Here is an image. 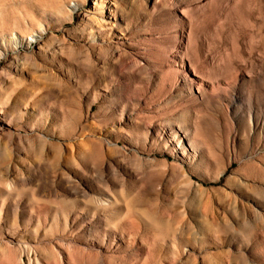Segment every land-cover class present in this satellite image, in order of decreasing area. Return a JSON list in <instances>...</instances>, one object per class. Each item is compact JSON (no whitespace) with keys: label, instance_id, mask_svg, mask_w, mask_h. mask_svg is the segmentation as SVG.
I'll return each instance as SVG.
<instances>
[{"label":"rangeland","instance_id":"rangeland-1","mask_svg":"<svg viewBox=\"0 0 264 264\" xmlns=\"http://www.w3.org/2000/svg\"><path fill=\"white\" fill-rule=\"evenodd\" d=\"M0 264H264V0H0Z\"/></svg>","mask_w":264,"mask_h":264}]
</instances>
